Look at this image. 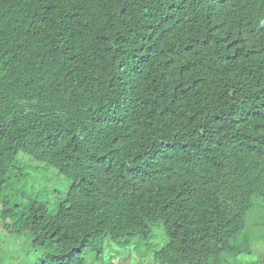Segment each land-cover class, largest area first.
<instances>
[{
    "label": "trees",
    "instance_id": "1",
    "mask_svg": "<svg viewBox=\"0 0 264 264\" xmlns=\"http://www.w3.org/2000/svg\"><path fill=\"white\" fill-rule=\"evenodd\" d=\"M18 156L70 183L0 210L37 264H228L264 217V0H0V206Z\"/></svg>",
    "mask_w": 264,
    "mask_h": 264
},
{
    "label": "rangeland",
    "instance_id": "2",
    "mask_svg": "<svg viewBox=\"0 0 264 264\" xmlns=\"http://www.w3.org/2000/svg\"><path fill=\"white\" fill-rule=\"evenodd\" d=\"M13 165L17 169L16 174H20L17 176L20 179L15 178L7 182L1 198L3 205L0 206V210L12 211V220L16 218L22 207V205L16 206L20 204L21 196L22 204L30 200L43 203L46 198L54 204L63 203L70 183L56 171L23 156H18ZM263 219L262 203L254 197L244 219V228L237 234L233 244L235 255H229L231 258H228V264H264V242L261 240L264 229ZM164 241L163 228L159 224L152 230L150 249H159ZM245 246L250 250L249 255H243ZM133 248L132 246L121 248L115 243H110L104 250L102 262L152 264L148 261L149 256H146L149 255V251L136 253ZM39 256L38 253L30 251L24 235H18L17 232L6 233L0 225V264H37ZM86 262L95 263L88 255Z\"/></svg>",
    "mask_w": 264,
    "mask_h": 264
}]
</instances>
